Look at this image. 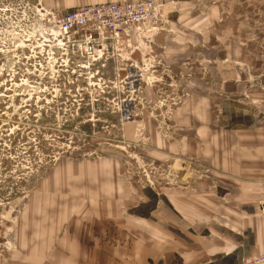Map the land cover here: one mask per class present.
I'll return each instance as SVG.
<instances>
[{
    "label": "rangeland",
    "instance_id": "374dc122",
    "mask_svg": "<svg viewBox=\"0 0 264 264\" xmlns=\"http://www.w3.org/2000/svg\"><path fill=\"white\" fill-rule=\"evenodd\" d=\"M162 2L181 16L175 25L163 6L164 27L144 26L86 59L75 47L57 48L42 23L55 12L48 3L66 10L99 2L0 0V264L49 261L52 249L31 255L11 233L21 229L27 202L40 200L42 209L68 195L50 187L77 168L75 176L119 182L134 204L146 187L211 198L203 225L220 221L228 205L236 209V188L226 187L216 163L168 151L182 143L175 117L190 111L206 107L217 135L236 107L264 114V0ZM258 174L264 169L244 178L264 179ZM122 231L104 243L135 238ZM92 241L102 244L98 235Z\"/></svg>",
    "mask_w": 264,
    "mask_h": 264
},
{
    "label": "crops",
    "instance_id": "0c3cea01",
    "mask_svg": "<svg viewBox=\"0 0 264 264\" xmlns=\"http://www.w3.org/2000/svg\"><path fill=\"white\" fill-rule=\"evenodd\" d=\"M185 1L189 0L178 5H185ZM48 6L56 13L69 10L55 8L52 3ZM171 8L168 2L163 10L169 12L167 16L175 25L181 16ZM245 112L236 107L234 113L223 116L227 125L218 135L206 107L175 117L182 143L179 149L168 152L199 163H216L226 187L236 188L230 197L236 209L228 210V205L220 221L202 224L214 212L211 198L173 188L154 191L146 187L140 202L134 204L132 195L119 182L100 178L102 174L75 176L77 168L76 174L50 187L61 188L68 195L52 196L42 209L40 200L27 202L18 221L21 229L11 233L14 245L31 255L38 249H52L45 264H63L54 262L56 256L67 257L68 264H242L248 256L263 254L264 217L256 204L246 202L257 201L264 194V187H260L264 179L244 176L247 170L264 169V114ZM230 176L243 181L236 182ZM122 230L135 238L123 245L104 243ZM97 235L102 244L94 246L92 237ZM121 248L124 251L118 252Z\"/></svg>",
    "mask_w": 264,
    "mask_h": 264
},
{
    "label": "built area",
    "instance_id": "2783aa9c",
    "mask_svg": "<svg viewBox=\"0 0 264 264\" xmlns=\"http://www.w3.org/2000/svg\"><path fill=\"white\" fill-rule=\"evenodd\" d=\"M161 6V0H113L50 12L42 25L57 48L75 47L81 56L91 59L107 46H115L125 34L142 30L144 26L164 27ZM257 207L264 217V194L258 198ZM242 264H264V253L248 256Z\"/></svg>",
    "mask_w": 264,
    "mask_h": 264
}]
</instances>
